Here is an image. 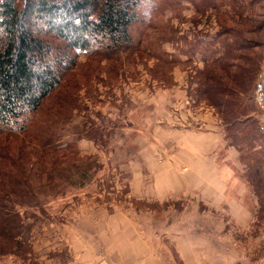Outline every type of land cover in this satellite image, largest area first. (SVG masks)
<instances>
[{"label":"rangeland","instance_id":"374dc122","mask_svg":"<svg viewBox=\"0 0 264 264\" xmlns=\"http://www.w3.org/2000/svg\"><path fill=\"white\" fill-rule=\"evenodd\" d=\"M142 8L150 23L137 26L133 44L76 52L26 130L0 132V264H85L88 251L93 264H109L129 219L150 233L195 231L201 224L183 218L193 213L210 217L209 232L235 239L217 255L210 236L205 264H264V0H146ZM237 106L247 117L234 122ZM199 130L223 139L205 155L202 182H241L261 196L245 222L198 201V191L154 199L153 184H188L200 172L188 147Z\"/></svg>","mask_w":264,"mask_h":264},{"label":"trees","instance_id":"16d2710c","mask_svg":"<svg viewBox=\"0 0 264 264\" xmlns=\"http://www.w3.org/2000/svg\"><path fill=\"white\" fill-rule=\"evenodd\" d=\"M145 2L0 0V132L26 130L29 117L75 66L76 52L101 46L113 53L133 44L137 26L150 23ZM229 115L236 122L247 114L237 106ZM238 128L249 131L245 124Z\"/></svg>","mask_w":264,"mask_h":264},{"label":"crops","instance_id":"0c3cea01","mask_svg":"<svg viewBox=\"0 0 264 264\" xmlns=\"http://www.w3.org/2000/svg\"><path fill=\"white\" fill-rule=\"evenodd\" d=\"M191 135V142L188 146L190 148L189 157L192 163L195 162V167H200V172L196 170V177L194 179L189 178L188 184H186L187 182L153 184L152 194L154 199H168V197L171 198L178 192H183L185 196H191V193L198 191V201L208 207L215 205L219 210L228 207L232 213L227 212V219L238 223L245 222L246 217L250 216L247 206L258 205L261 196L255 193V188H252L251 185L241 182L229 183L219 181V179L214 182H202L203 179L199 178L197 173L205 174L206 177L205 171L207 169L204 165L208 164L209 159L205 155L216 149L223 139L220 135H214V132L206 130L193 131ZM186 178H188V175ZM216 217L217 221L221 223L227 222L225 215H217ZM183 218L186 223L191 225L193 223L201 225H195L198 229L195 231L194 226H186L182 231L168 228L162 233H150L149 230L139 229L131 225L133 221L129 219L128 224L122 227L120 245L108 248L111 259L109 264H157L159 256L157 257L156 254L161 252L168 256L167 264L171 263V258L173 260L175 258V264H205L207 262L201 258V255L208 252V247L211 246L210 239L214 238L216 239V250L212 253L226 255L225 253L230 246L228 240L230 238L235 240L233 233L226 230H220L219 232L206 230V223L210 219L207 214H184ZM214 235L216 237H210ZM230 235L232 236L230 237ZM262 236L264 237V233ZM205 239L208 240L205 241ZM234 244L237 247L236 254H241L240 242ZM82 257L86 262L85 264H93L95 261L92 251L85 252ZM221 261V264H224L223 260Z\"/></svg>","mask_w":264,"mask_h":264}]
</instances>
